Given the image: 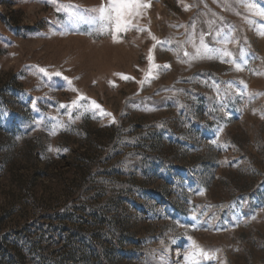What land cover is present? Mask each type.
<instances>
[{"label":"rangeland","instance_id":"rangeland-1","mask_svg":"<svg viewBox=\"0 0 264 264\" xmlns=\"http://www.w3.org/2000/svg\"><path fill=\"white\" fill-rule=\"evenodd\" d=\"M102 2L0 0L4 246L14 253L10 240L31 234L59 264H188L194 240L214 256L199 264H264V17L235 0H146L138 23L171 41L154 50L170 67L141 85L147 32L113 43L65 28L56 11ZM249 2L264 10V0ZM193 32L213 47L218 32L231 36L243 70L179 62L174 50ZM35 66L62 77L33 75ZM71 88L89 110L60 108L76 99ZM19 263L38 261L30 251Z\"/></svg>","mask_w":264,"mask_h":264},{"label":"snow or ice","instance_id":"snow-or-ice-1","mask_svg":"<svg viewBox=\"0 0 264 264\" xmlns=\"http://www.w3.org/2000/svg\"><path fill=\"white\" fill-rule=\"evenodd\" d=\"M50 2L55 3V0H50ZM214 2H216V0H214ZM235 2L243 6L247 11L252 12L257 16L264 17V10L256 8L254 4L249 2V0H235ZM150 7V2H146V0H106V3L102 2L99 6L84 10V12H81L79 7L73 4L58 5L56 11L64 13L65 19L63 25L65 28L76 31L78 28L85 26L90 30L87 33L89 35H91L92 32H96L100 35H111L113 43L121 42L122 35L133 29L137 32H147L148 36L153 41V45L149 48L146 57L148 61V69L145 72L144 79L140 81V84L143 85L149 80L156 78L154 76L155 72H158L161 68L167 69L170 67L168 64L158 65L155 62L154 50L158 46L163 47L165 44H170L171 41L158 39L152 34L150 29L141 27L138 23L139 19L146 15V10ZM205 7H207L206 4ZM184 10H189V6L184 5ZM213 15H215V13H213ZM209 23L211 24L212 22L209 21ZM194 28L195 25L193 24V29ZM259 34L264 36V25L261 26ZM215 40L216 43L221 45V47L210 46L205 42L203 35L199 37V42L197 43V38L193 32L192 34H188L185 41L178 43L177 49L174 50V54L176 55L177 60L181 63L190 64L193 61L203 59H220L221 62H228L234 65L236 71H242V64L233 59V53L227 47L229 43H234L233 38L231 36L222 37L218 32ZM188 46L191 47V51L188 50ZM181 52L183 54L182 56L180 55ZM36 74H43V76L47 77L49 80L53 77H62L60 71L50 72L47 68L40 66H35V72H33V75ZM115 75L120 76V78L125 81L133 79L124 74ZM63 79L67 81L69 86L72 84L70 78L63 77ZM241 83L243 84L244 82L241 81ZM109 84L115 86L112 81H109ZM244 87L247 88V85L245 84ZM71 90L78 93V90L75 88H71ZM81 101H88V98L83 94L78 93L76 99L72 100L70 105L61 104L60 108L67 107L70 109H78L80 107H85V110H89L87 105H82L80 103ZM89 104L92 109L100 108L96 101H90ZM101 114L111 116V113H104L102 110ZM262 118H264V116H262ZM113 122H115L114 119ZM51 134L55 135V130H53ZM200 194L203 195L202 192ZM189 239L191 238L189 237ZM213 258L214 256H212L208 250L201 248V246H199L194 240L191 242V250L185 256L188 264H199L201 259L208 260Z\"/></svg>","mask_w":264,"mask_h":264},{"label":"trees","instance_id":"trees-1","mask_svg":"<svg viewBox=\"0 0 264 264\" xmlns=\"http://www.w3.org/2000/svg\"><path fill=\"white\" fill-rule=\"evenodd\" d=\"M54 217L55 216H48L50 220ZM23 237L22 242L19 241V238H13L10 240V244H12L15 250V252L12 253L4 246L6 236L0 235V264H20V259L24 258V256L30 251L36 256L38 264H59L57 261H48L46 256L41 253L42 242L35 244L31 234H26ZM101 264L108 263L103 259L101 260Z\"/></svg>","mask_w":264,"mask_h":264}]
</instances>
